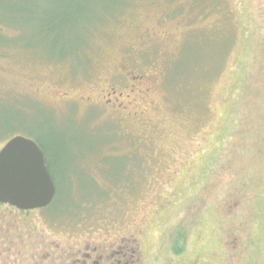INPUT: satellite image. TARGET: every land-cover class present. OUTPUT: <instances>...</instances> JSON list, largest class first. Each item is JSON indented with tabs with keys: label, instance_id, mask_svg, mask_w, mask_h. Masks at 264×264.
<instances>
[{
	"label": "rangeland",
	"instance_id": "obj_1",
	"mask_svg": "<svg viewBox=\"0 0 264 264\" xmlns=\"http://www.w3.org/2000/svg\"><path fill=\"white\" fill-rule=\"evenodd\" d=\"M69 1L0 0L27 26L1 25L0 149L35 141L56 188L0 204V264L122 237L135 264H264V0Z\"/></svg>",
	"mask_w": 264,
	"mask_h": 264
},
{
	"label": "water",
	"instance_id": "obj_2",
	"mask_svg": "<svg viewBox=\"0 0 264 264\" xmlns=\"http://www.w3.org/2000/svg\"><path fill=\"white\" fill-rule=\"evenodd\" d=\"M55 184L43 150L22 135L12 136L0 149V202L19 209L44 207L55 195Z\"/></svg>",
	"mask_w": 264,
	"mask_h": 264
},
{
	"label": "flooded vegetation",
	"instance_id": "obj_3",
	"mask_svg": "<svg viewBox=\"0 0 264 264\" xmlns=\"http://www.w3.org/2000/svg\"><path fill=\"white\" fill-rule=\"evenodd\" d=\"M54 197L52 201L54 200ZM51 203L39 208L19 209L8 203L0 202V204L7 207L9 206V208L15 210V213L17 214H30L35 211L44 210L49 208ZM136 242L135 239L132 242V239L130 241L127 237H122L121 240L118 239L112 243L97 244L86 241V243L83 244V249H78L76 251L73 250V252L72 250H69V253H73V255L77 257L74 260L76 264H135L136 251H139ZM73 249L75 248L73 247ZM137 260L140 262V258Z\"/></svg>",
	"mask_w": 264,
	"mask_h": 264
},
{
	"label": "trees",
	"instance_id": "obj_4",
	"mask_svg": "<svg viewBox=\"0 0 264 264\" xmlns=\"http://www.w3.org/2000/svg\"><path fill=\"white\" fill-rule=\"evenodd\" d=\"M73 1L74 0H70L69 1V4L67 5L69 8L72 7L71 4L73 3ZM3 24L6 25L7 27H13L17 31V33L19 35H21V36H22L23 33L26 32L25 29H27V26H25V25H23V26L22 25H18L17 26L15 23H13L12 20L4 21V18H0V43L8 42V41H5L6 37H5L4 33L1 30V25H3Z\"/></svg>",
	"mask_w": 264,
	"mask_h": 264
}]
</instances>
